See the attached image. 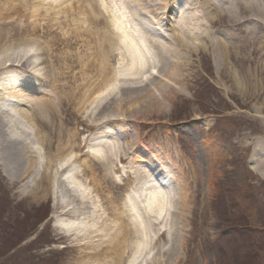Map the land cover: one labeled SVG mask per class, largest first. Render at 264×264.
I'll use <instances>...</instances> for the list:
<instances>
[{"label": "rangeland", "instance_id": "rangeland-1", "mask_svg": "<svg viewBox=\"0 0 264 264\" xmlns=\"http://www.w3.org/2000/svg\"><path fill=\"white\" fill-rule=\"evenodd\" d=\"M53 1H28L25 15L4 19L10 29H1L0 22V86L13 79L20 84L36 81L39 76V93H31L40 96L49 85L52 103L30 128L46 134L43 146H38L47 159L62 147L69 149L67 155L73 157L78 174L75 181L96 190L110 215L108 224L123 223L128 242L120 264H129L137 239L124 200L135 183L124 176L135 170L151 174L164 160L175 176L170 184L177 202L169 205L166 224L155 227L156 233L151 230L153 243L140 264H264V60L260 62L252 49L248 53L249 48L239 53L246 52L255 62H225L218 50L201 43L188 53L189 64H178L177 81L170 83V89L169 81L168 88H157L160 74L169 69L166 60L158 58L156 69L150 70L153 79L127 81L126 88L118 89L92 113L81 104L92 93L98 94L103 75L108 83L119 66L120 45L111 21L120 12L126 17L127 11L118 0L114 11L110 0H60L50 5ZM161 1L140 0L142 12L155 28H143L144 23L135 18L141 23L139 32L159 40L161 32L168 38L172 34L166 20L169 0ZM199 2L203 6L196 13L202 25L197 33L207 31L214 38L225 34L222 27L205 29L208 11L205 1ZM260 3L264 9V0ZM136 23L130 21L129 30H136ZM172 60L182 58L174 55ZM256 67L258 81H249L246 73ZM149 88L159 104L144 101ZM141 92V97H134ZM128 95H133L131 101ZM102 123L107 125L103 131L113 127L123 131L113 140L116 150L109 154L108 164L89 150L95 144L90 138ZM48 138L53 143H46ZM0 145V264L90 263L89 253L83 251L86 241L74 240L55 225L72 218L63 215L61 207L70 205L65 203L71 202L73 193L61 180L50 178L52 166L47 161L31 186L12 182L6 174H15L21 160L10 161L1 135ZM121 153L126 160L115 156ZM121 165L125 173L118 169Z\"/></svg>", "mask_w": 264, "mask_h": 264}, {"label": "bare ground", "instance_id": "bare-ground-1", "mask_svg": "<svg viewBox=\"0 0 264 264\" xmlns=\"http://www.w3.org/2000/svg\"><path fill=\"white\" fill-rule=\"evenodd\" d=\"M28 1L31 3L34 0H0V22L3 24L1 29H10L11 25L6 22L7 20H4L5 18H10L11 15L17 13L25 15V11L29 9ZM115 1L117 0L108 1L111 6L109 8L112 11L116 10ZM118 1L127 11L126 17L124 16L125 13L120 14V16H116L111 21L112 26L116 28L114 30L118 35V43L120 45L118 50L119 62L117 63L119 66L110 77L112 81L110 80L106 83L108 79L103 75L105 80L102 82L103 85L100 88V92L98 94L92 93L81 104L84 106L86 104L89 109H93L92 113L95 112V108L99 107L100 103L106 101L112 95L115 96L114 93L118 89L126 88L127 81L141 80V82H144L148 79H153L154 76L152 75L155 74H151L150 70L156 69L158 58L166 60V65L169 66V69L166 74H160L156 71V73L160 74V82H158L157 88L158 90L168 88L166 84L169 81L170 89V83H176L177 81V75L174 74V71L178 68V64H189L188 53L196 50L201 43L218 50L225 62H238L241 59L255 62L256 59H253L246 52L244 54L239 53L241 49L242 51H247L249 48L248 53H252L253 50L259 55L258 59L260 62L264 60V18H259L264 16V9L260 0H204V7L208 11V27L205 29L220 27L227 29L225 34H222V36H218V34L215 38V34L212 35L207 31L203 34L197 33L196 29H200L202 25V17L196 12L199 11L200 5L203 6V2L200 3L199 0H169L168 14L170 15L166 20L169 21L168 25L169 29H172V34H169L168 38L164 32H161L160 40L158 38L157 40L151 34L147 36L142 30L139 32V29H141L139 24L141 23H136L135 18L136 20L139 18L144 23L143 28L146 27L148 30L155 28L153 21H149V16L142 12L144 7L141 6L140 0ZM54 3L58 4L60 0H54L50 2V5ZM161 3H163V0ZM109 11L108 9L107 12ZM251 12H254L255 15H251ZM251 16H254V18H251ZM124 18H129L126 25L123 22ZM130 21L136 23V30L129 31ZM21 23H17L15 26L21 27ZM241 31L244 34L243 37L239 36V34H242ZM260 32H262L261 37H259ZM174 55L181 56L182 61L173 62L172 58ZM148 67L150 69L146 71ZM257 67L252 72L247 71L246 78L249 81L251 79L253 81L257 80L259 75V68ZM24 70L31 74L28 67L24 68ZM145 75L147 77L142 80ZM35 78L37 79L36 81L29 80L25 81L24 84H20L16 81L17 79H13L14 81L10 85L0 86V135L3 137V142L7 145V148L3 150L9 153L11 162L17 157L21 160L15 174L8 173L6 175L12 182H18L21 187L31 186L40 177L42 167L47 161L52 166V176L50 178L53 181L57 179L60 181L61 176H64L65 180H61L62 184L74 194H71L73 197L70 199L71 202L67 201L65 203L70 205L61 207V213L63 215H72V218L67 220V222H62L61 226L59 224L55 225L62 233L74 240L86 241L83 245V251L89 253L91 261L87 264H120L124 251V242L125 244L128 242L127 234L123 231V223L113 221L108 224V221H111L109 219L110 215L105 211L100 196L95 192L96 190L89 186L83 187L75 181L78 174L75 173L76 169L73 168L71 163L73 157L70 158L67 155L69 149L66 147L58 148L59 151L56 150L57 153H52L48 156L50 158L47 159L42 153V148L38 146L39 144L43 146L42 142H44L46 134H41L40 128L39 130L31 129L30 126L38 124L37 121H39L40 116L43 117L46 107L52 103V96L50 95L51 92L47 91L49 85L46 89L41 90L40 96H38L39 94H32L39 93L37 91H39L41 86L39 81L41 77L35 76ZM111 82H113L112 87L109 89V83ZM122 83L123 85L120 87ZM27 85L30 86L26 87ZM142 94V92L138 93L134 97H141ZM155 94L151 89L144 101L149 105L152 102L159 104L154 96ZM47 96L49 99H45ZM92 96H94V99H92ZM42 97L44 98L41 99ZM58 97L55 101H57ZM127 97V100H130L133 95L131 97L128 95ZM127 100H124V102ZM118 105L117 107L120 108ZM23 106L29 107V110H24ZM105 126H103V123L98 124L95 135L90 138V142H95V144L89 150H91V154L95 159L108 164L110 163L112 150L116 148L113 140L122 135L123 131L114 129V127L110 131H103L102 128ZM108 136L112 138V141L107 140ZM71 137L75 140L74 135ZM48 140L49 138L46 143H53ZM115 156H120L122 161L127 158L123 153ZM59 162L61 163L59 164L60 167L58 166ZM118 169L125 173L126 167L121 165ZM154 170L151 172L152 175L147 174L143 170H135L132 175L124 176L135 183V187L127 189L124 195L127 216L133 222L135 235L137 236L133 244L129 264H140L141 257L150 252L153 243V238L150 235L151 230L156 233L155 227L166 224L164 222L169 218L168 207L176 201L170 184L174 181L175 176L168 169L166 161H161ZM114 175L116 176V174Z\"/></svg>", "mask_w": 264, "mask_h": 264}]
</instances>
